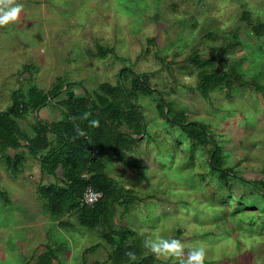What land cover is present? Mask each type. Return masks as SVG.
<instances>
[{
  "label": "rangeland",
  "instance_id": "1",
  "mask_svg": "<svg viewBox=\"0 0 264 264\" xmlns=\"http://www.w3.org/2000/svg\"><path fill=\"white\" fill-rule=\"evenodd\" d=\"M16 2L24 6L19 19L0 27V109L19 91L63 84L42 108L18 119L24 133L33 134L37 118L61 119L60 100L84 95L80 82L93 95L102 82L120 78L130 86L143 73L153 92L133 100L144 125L137 142L124 159L104 160L105 171L134 194L127 211L115 206L110 226L136 230L138 239H127L140 245L136 260L101 261L110 251L103 227L80 225L75 211L62 215L58 227L37 187L65 184L41 169L21 140L0 149V188L10 201L0 197V264H37L41 253L54 264H83L89 245L96 249L85 264H174L142 249L145 237L157 235L181 240L185 251L204 247L205 264H264V0ZM215 68L240 78L232 86L220 81L204 97L201 70ZM164 101L184 121L202 122L221 147L222 166L252 181L216 178L211 144L192 147L178 123L160 114ZM119 128L129 130L124 123ZM149 254L152 262L142 259Z\"/></svg>",
  "mask_w": 264,
  "mask_h": 264
},
{
  "label": "trees",
  "instance_id": "2",
  "mask_svg": "<svg viewBox=\"0 0 264 264\" xmlns=\"http://www.w3.org/2000/svg\"><path fill=\"white\" fill-rule=\"evenodd\" d=\"M254 28L257 33H260L263 24ZM98 50L100 55L107 51L101 46ZM123 68L134 72L130 66ZM213 70L212 73L204 72L205 69L201 70L204 76L198 90L204 97H207V91L213 89L220 81L226 80V85L232 86L237 82L236 79L240 78L239 73L234 70L219 71L218 68ZM119 72L122 76L123 69ZM122 83L120 78L116 83L102 82L97 90H93V95H90L91 93L80 82L79 85L84 95L61 99L60 103L64 105L61 109L63 117L51 122L37 118L36 123L31 125L32 135L21 130L18 119L25 118L31 109L42 108L48 102L49 97L63 88V84L58 83L46 92L34 86L30 87L27 95L19 91L12 96L11 103L5 109H0V149L19 147L22 140L24 146L41 160V169L59 176L64 186L50 183L37 187L42 197L48 202L49 211L57 219L66 212L75 211L78 214L80 225L98 228L102 226L101 235L106 242L115 239L117 243V248L109 254L113 261L128 259L125 253L131 251V248H125L121 243L129 236L135 235L136 230L127 225L110 226L111 215L116 205L127 211L134 194L105 171L104 160L108 155L124 159L127 150L137 142L144 125L141 113L134 101L137 100L139 93L151 94L153 92L143 73L136 74L130 86ZM255 86L258 89L262 88L261 85ZM157 106L160 114L178 123L177 125L192 147L211 144L209 165L217 175L216 178L221 181L226 178L225 182L231 178L241 179L246 183L252 181L237 176L234 169H229L230 166H222L221 147L214 143L213 136L208 133L202 122L184 121V113L173 111L165 101L158 103ZM171 110L173 113L170 112ZM85 113L89 114L87 119H83ZM92 121H98V124L93 125ZM122 123L127 125L129 130L120 129L119 125ZM77 126L85 132L84 136L77 135ZM13 160L7 155L8 165L11 166ZM83 173L88 176H83ZM259 181L264 183L263 179ZM87 184L102 191L100 200L92 206L81 204L79 200ZM0 197L10 202L2 188H0ZM133 252L139 253L138 250ZM46 255L47 253H41L37 264H54L52 257L48 255V258H45ZM145 258L151 261L152 256L142 257V259Z\"/></svg>",
  "mask_w": 264,
  "mask_h": 264
},
{
  "label": "clouds",
  "instance_id": "3",
  "mask_svg": "<svg viewBox=\"0 0 264 264\" xmlns=\"http://www.w3.org/2000/svg\"><path fill=\"white\" fill-rule=\"evenodd\" d=\"M23 4L16 0H0V27L9 25L19 19L23 10ZM88 113L84 114L83 119H87ZM97 125L98 121H92ZM78 136H84L85 132L78 126L76 128ZM142 246L152 255L162 260H173L174 264H205L206 250L204 247H194L185 251V246L181 240L176 238L166 239L160 235L155 237H145ZM129 261L136 260V254L132 251L125 253Z\"/></svg>",
  "mask_w": 264,
  "mask_h": 264
},
{
  "label": "crops",
  "instance_id": "4",
  "mask_svg": "<svg viewBox=\"0 0 264 264\" xmlns=\"http://www.w3.org/2000/svg\"><path fill=\"white\" fill-rule=\"evenodd\" d=\"M114 178V177H113ZM115 179V178H114ZM58 180V179H57ZM116 180V179H115ZM48 184V183H47ZM46 184V185H47ZM60 184V183H59ZM58 184V185H59ZM120 184V183H119ZM126 188H129V187H126ZM130 189V188H129ZM5 191V190H4ZM5 194L7 195V197H8V194L9 193H7V191L5 192ZM63 217V216H62ZM61 217V218H62ZM61 218H59V219H56L57 220V225H58V227H61V225H64V222H63V220L61 219ZM57 232H61V230L60 231H58L59 229L58 228H56L55 229ZM137 233L135 232V235H132V236H129L130 238H132V242H133V239H138L137 237ZM128 239V238H127ZM127 239H124L123 240V243H121V244H123V247H125V248H128L129 249V247L131 248V251L133 252V251H135V250H137V248H138V246H140V245H132V242H131V244H129L128 243V240ZM115 239H113V240H110V242L109 241H107V243L110 245V251H109V253H108V255H107V257L105 258V259H103V258H101V261H103V262H107V261H109V259H110V257H109V254L110 253H112L114 250H115V248H117L116 246H117V243L114 241ZM140 243V242H139ZM128 245V246H127ZM98 246H101L102 248H104V249H106V247H105V245H104V243L102 242V243H99V245ZM96 249V247H93V245H89L88 247H87V251L85 250V259H84V263L83 264H85V261H86V256H87V254L88 253H90L91 251H94ZM142 249H145L144 247L142 248ZM119 250H121V249H119ZM141 250V249H140ZM130 251V250H129ZM143 250H141V252H142ZM49 252V251H48ZM69 253V255H70V252H68ZM92 253V252H91ZM49 254V253H48ZM138 254V253H137ZM136 254V255H137ZM50 255V254H49ZM63 255L64 254H61V259H63ZM150 255V254H149ZM152 255V254H151ZM71 256V255H70ZM153 258V257H152ZM54 259L55 258H52V260H53V262H54ZM141 259V258H140ZM151 260H153V259H151Z\"/></svg>",
  "mask_w": 264,
  "mask_h": 264
},
{
  "label": "built area",
  "instance_id": "5",
  "mask_svg": "<svg viewBox=\"0 0 264 264\" xmlns=\"http://www.w3.org/2000/svg\"><path fill=\"white\" fill-rule=\"evenodd\" d=\"M83 176H88V174L83 173ZM102 196V191L97 190L91 184H87L83 190L82 195L79 200L81 204H86L88 206L94 205L96 202L100 200Z\"/></svg>",
  "mask_w": 264,
  "mask_h": 264
}]
</instances>
